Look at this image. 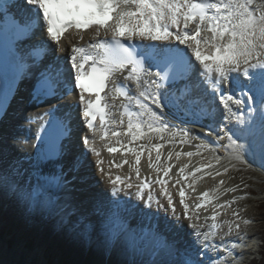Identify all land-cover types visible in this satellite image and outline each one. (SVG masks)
Segmentation results:
<instances>
[{
	"label": "snow or ice",
	"instance_id": "obj_1",
	"mask_svg": "<svg viewBox=\"0 0 264 264\" xmlns=\"http://www.w3.org/2000/svg\"><path fill=\"white\" fill-rule=\"evenodd\" d=\"M89 29L93 31L86 43L62 44L70 30L84 41ZM38 30L42 38L33 42ZM65 47L69 54L62 56ZM30 79L34 83L27 101H22L28 106L60 101L78 90V101L68 107L79 109L85 130L74 138L70 114L57 115L63 107L59 103L30 116L29 123L48 117L43 122L47 128L42 123L40 129L45 135L38 137L29 167L22 168L17 161L0 164V200L12 201L28 219L50 222L53 239L71 240L85 252L94 248L107 256L119 248L132 257H148L147 264H234L229 258L242 257L248 233L241 226L252 221L241 217L240 209L231 211L233 219L218 218L250 195L220 201L225 193L242 191L241 185L247 188L243 178L232 187H222L225 180L220 179L199 194L202 199L192 211L185 187L195 192L198 181L222 177L237 164L264 171V0H11L0 7V121L8 115V101L18 85ZM175 112L191 116L193 123L207 121L194 137L200 141L197 151L175 150L177 143H191L195 131L173 129L164 117ZM112 126L125 127L116 131ZM122 136L129 138L126 143L119 139ZM213 136L216 144L226 140L225 157L215 155L213 141L206 139ZM112 137L119 147L112 146ZM97 138L109 153L121 149L131 153V163L125 158L109 164V168L128 164L129 176L105 171ZM138 141L144 143H134ZM166 144L172 148L162 163ZM6 148L7 139L0 138V157ZM205 151L212 153L207 163L191 170L181 163L176 169L172 187L181 185L178 211L168 188L175 167L170 162ZM145 152L148 166L158 174L155 180L141 177ZM89 153L107 182L104 189L88 183L93 166ZM223 160L228 163L222 165ZM131 172L138 183H132ZM153 184L160 186L166 204L156 197ZM122 192L140 203L121 198ZM206 205H211V215L201 222L198 210L207 212ZM161 209L164 230L159 222L144 227L136 219L138 210L159 221ZM181 231L192 238L183 249L167 234ZM51 242L19 239L13 243L19 258L0 259V264H48L28 257ZM4 253L0 238V257Z\"/></svg>",
	"mask_w": 264,
	"mask_h": 264
},
{
	"label": "bare ground",
	"instance_id": "obj_2",
	"mask_svg": "<svg viewBox=\"0 0 264 264\" xmlns=\"http://www.w3.org/2000/svg\"><path fill=\"white\" fill-rule=\"evenodd\" d=\"M92 31L86 32L84 41H80V43H79V40L77 39V37L74 34L68 35L66 37V40L64 41V43H65V45L68 44L73 38H75V42L78 43V44H81L83 42H87ZM25 86H24V88H25ZM23 92H24V89L22 87V91H21L22 95L20 94L21 97H23ZM21 100H20V102H21ZM23 109H25L26 111L30 110V109L28 110L25 106H23ZM41 110L42 109H40L38 111H41ZM20 113L23 114V112H20ZM25 115H28V113H26ZM25 115H23V118H26ZM167 121H169L172 124V128L173 129H178V128H183V129H188V130L195 129V131L192 132L191 136L189 137V139L191 140V143H189V145L185 144V146H188L187 148H185V146H183V145H181L179 143H177L175 145V150L176 151H181V152L193 151L194 152L195 150H193V149H196L195 145L200 142L198 139H195L194 137L197 136L200 133V130H198L197 127L194 126L191 123V121H190L189 124L186 123V122L181 121L180 119H176V118L175 119L171 118V119H168ZM12 127L13 126L11 125L9 128H12ZM18 131H19V129H16V132H18ZM20 139H21V136H19L16 133L15 145L19 148L21 153H24V152H26L27 148L26 147H22L23 145H22ZM119 139H121V141H126L127 142V140L129 138L125 137V136H122ZM206 139H208V138H206ZM211 140H212V138H211ZM156 142H159V141L154 139L153 143H156ZM98 143H100V144H98ZM134 143H144V141H138V142H134ZM225 143L226 142H224L223 144H225ZM102 144L104 145V142H96V146L100 150V156H101V158L104 161V165L103 166H104L105 171H111L113 176H115V175H120L121 177L129 176L130 168H129L128 164H124L123 167H121V168H116V167L109 168V164H110L112 158L114 159L115 163H117V164L121 163L122 160L125 159V158H127L129 160V162L131 163L133 161V159H134L132 157L131 153L123 152L122 149H121V151H118L116 153H109L106 150V148H104V146ZM223 144H221V147H219V148L223 149V147H222ZM115 145L117 147V144L115 143V140H113L112 146L114 147ZM213 146H215V145H213ZM171 148H172V145L166 144L164 146V148L161 149V151L163 152V156L161 157V162L162 163L164 162V159L167 156V153H168V151ZM7 149L8 148L5 149V152L8 151ZM16 151H18V150H16ZM122 152H123V155H122ZM224 152H225V154H223V157H225L227 155V152H226L225 149H224ZM16 153L17 152H14L13 154H16ZM155 154H156L155 150H153V153H152L153 159L155 158ZM215 155L221 156V153L219 151H215ZM201 156L203 158H205L204 161H205V163H207L208 162L207 157L212 156V153L205 151V152H202V154L199 157H201ZM93 159L96 160V157L94 156ZM191 162L192 161L190 160L189 157H186V156H183V155L181 156L179 161H175V158H174V160L172 162H170V163H174L175 167L173 168L172 172L169 173V175L172 177V179L169 180L168 188H169V190H172L173 193L175 194V197H173V198H174V202L177 204L178 211L181 209V206L178 203V201H179L178 190L181 187V185H176L175 187H172L175 179L178 178L176 169L179 167V165L181 163H186V164L191 165ZM227 163H228L227 160H223L222 161V165H225ZM198 166H200V165H198ZM139 167L141 169V177H150L152 180L156 179L158 174L152 168H150L148 166V159H147V153L146 152L141 157V163H140ZM191 169L192 168L189 167L188 170H191ZM94 170H97V169H94ZM230 173H231V171L229 170L228 173L224 174L222 177H216L215 179H212L211 177H205L203 180L198 181L194 185V187L196 188L195 192H192V190L190 188L185 187V191L188 192V197H189L188 200H186V202L188 204H190V211L194 210L195 204L199 203L200 200L202 199V197L200 198V196H199V194L201 192H203L205 190H210L220 179H224V180L228 179ZM159 175H162V173H160ZM198 175H200V174H198ZM98 176H101L99 171H98ZM101 177L105 180V178L103 176H101ZM131 178H132V183L133 184L138 183V181L136 180V176H135L134 172H131ZM164 178L168 179V177H164ZM188 183H191V178H189ZM182 184H183V182H182ZM104 185H106V187H107L106 180H105ZM222 187H228V185L225 186V184H224ZM152 189H153V191H154L156 196H162V195H160V186L159 185L153 184L152 185ZM132 190H130V191H132ZM238 191H240V190H238ZM162 197H164V196H162ZM231 198H232V196L229 193H225L223 196L220 197V201L223 202L224 200H230ZM164 202H165V200H164ZM166 203H167V201H166ZM248 203H249V201L246 200V199L238 200L235 204L232 205L231 209H228L227 214H222L218 219L221 220V221L222 220L233 219V217H231V211L233 209H238V207H240L241 205L248 204ZM206 207L208 209L207 212H205V210L203 208L198 210L199 213H200V216H201V222H203V218L205 216H210L211 215V211H212L211 205H206ZM6 210L7 209L4 206L0 205V233L1 234H5L8 237H9L10 234H13L14 235L13 237L15 238V241H17L19 239H22V238H35L31 232H27L26 230H24V229H26L25 225L22 224L20 221H18L13 215H11L9 213V211H7V213H5ZM248 211H249V209H248ZM249 213L247 211H245V210H242V211H240V216L243 217V218H247L249 216ZM208 223H211V221L209 220ZM254 225L255 224H253V223L252 224H248L247 226L242 224L241 229H242V231H246L248 233V238L245 241L247 247L244 248V249L245 250L246 249H250V251L254 250V252H255V251H258V249L260 247L259 246L260 244H258V242H254L251 245L248 244V243H251V240L257 234V233H253L251 231L252 230L251 228H253ZM256 226H257V224H256ZM206 228H207V225H206L205 229H202V231L206 230ZM225 228H226V226H225ZM223 231H224V229L221 230L219 235H223ZM219 235H218L217 239H219ZM37 238L45 239V240H51L52 241L51 243H49L48 247L44 251H42V253L41 252L39 253L41 255V259L43 261H47L48 264H51L50 260L52 262L54 261L53 264H59V263H62L63 261L71 263L77 258V256L71 250L73 248V244L67 243L64 239H61V241L58 238L53 239L52 238V232L51 233H47V232L46 233H42V236H38ZM182 244H183V241H182ZM66 245H68V248L66 247ZM75 245H77V244L75 243ZM62 246L66 247V248H63ZM177 247L179 248V246H177ZM115 256H117L120 264H132V261L135 260V259H133L132 256L127 255L123 250L122 251L117 250ZM242 256H243V254H242ZM30 257L31 256H29L28 258H30ZM104 258L106 260L105 256H104ZM5 260L10 261L11 257L5 258ZM242 260L245 261V257H241L238 260V262L237 263L234 262V264H241ZM135 261H137V260H135ZM253 261L254 260H252V262Z\"/></svg>",
	"mask_w": 264,
	"mask_h": 264
},
{
	"label": "rangeland",
	"instance_id": "obj_3",
	"mask_svg": "<svg viewBox=\"0 0 264 264\" xmlns=\"http://www.w3.org/2000/svg\"><path fill=\"white\" fill-rule=\"evenodd\" d=\"M215 151H220L221 156L223 157L222 151L223 149L213 146ZM202 154V153H201ZM199 158V157H198ZM113 159V158H112ZM200 159V158H199ZM201 159H205L201 156ZM198 160V159H197ZM113 161V160H111ZM260 168L256 167H245L243 165L237 164L236 169L230 168L229 170L231 173L229 174V178L225 181V186L232 187L234 185H240L241 178H243V183L248 185L247 188H243L241 185L242 191H237L235 193L228 192L232 197L233 196H241L244 193H250V195L246 198L249 201L248 204L241 205L238 209L245 210L249 213L247 217L252 221L254 225L251 228L253 233H257L256 236L251 240V245L254 242H258L260 244L259 251H255L254 253L250 254L248 260L253 262H247V260H242L241 264H259L260 262H264V171L258 170ZM171 191L173 197L175 194ZM177 205V204H176ZM247 209V210H246ZM249 209V211H248ZM250 223V224H252ZM257 224V226H256Z\"/></svg>",
	"mask_w": 264,
	"mask_h": 264
},
{
	"label": "trees",
	"instance_id": "obj_4",
	"mask_svg": "<svg viewBox=\"0 0 264 264\" xmlns=\"http://www.w3.org/2000/svg\"><path fill=\"white\" fill-rule=\"evenodd\" d=\"M259 264H264V262H260Z\"/></svg>",
	"mask_w": 264,
	"mask_h": 264
}]
</instances>
